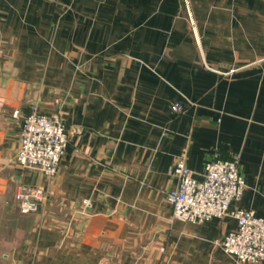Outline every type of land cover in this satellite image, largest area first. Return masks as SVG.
<instances>
[{"label":"crops","instance_id":"crops-1","mask_svg":"<svg viewBox=\"0 0 264 264\" xmlns=\"http://www.w3.org/2000/svg\"><path fill=\"white\" fill-rule=\"evenodd\" d=\"M31 109L65 125L49 178L14 163ZM180 155L237 157L234 205L264 219V0H0V264H237L232 216L172 218Z\"/></svg>","mask_w":264,"mask_h":264},{"label":"built area","instance_id":"built-area-1","mask_svg":"<svg viewBox=\"0 0 264 264\" xmlns=\"http://www.w3.org/2000/svg\"><path fill=\"white\" fill-rule=\"evenodd\" d=\"M170 109L180 112L183 105L173 102ZM67 141L65 125L59 115L31 109L21 119L14 163L52 177L58 170ZM168 174L177 178V186L164 194L173 219L201 224L230 215L235 219V229L215 242L237 264H264V219L252 210L234 205L245 188L237 157L206 162L202 179H198L186 166L184 156L180 155L175 158ZM14 198L21 213L35 212L44 198V190L41 186L21 185Z\"/></svg>","mask_w":264,"mask_h":264},{"label":"water","instance_id":"water-1","mask_svg":"<svg viewBox=\"0 0 264 264\" xmlns=\"http://www.w3.org/2000/svg\"><path fill=\"white\" fill-rule=\"evenodd\" d=\"M193 176L198 178V179H202V177H198L196 174H193Z\"/></svg>","mask_w":264,"mask_h":264}]
</instances>
